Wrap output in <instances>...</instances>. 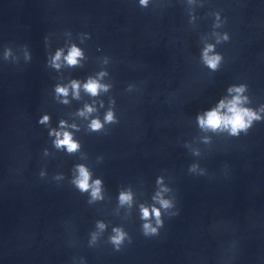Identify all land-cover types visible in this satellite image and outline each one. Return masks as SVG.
<instances>
[{"label": "clouds", "instance_id": "9594fccd", "mask_svg": "<svg viewBox=\"0 0 264 264\" xmlns=\"http://www.w3.org/2000/svg\"><path fill=\"white\" fill-rule=\"evenodd\" d=\"M148 0H140V4L142 6H147ZM224 39L227 40L228 37L225 34ZM219 42V41H218ZM214 46L208 45L203 52V59L207 66L213 70L217 69L221 56L220 55H209L210 52L213 51ZM11 55V51L6 50L5 59H7ZM81 56V51L73 46L65 59L70 65H74L77 63V58ZM61 58V52L57 51L56 55L52 58V63L55 67H59V64L56 62ZM73 88H78L79 85L76 82H73ZM85 89L90 92L92 95H96L99 88L102 86L99 85L94 80H89L87 84L84 85ZM247 89V85L234 86L229 89L230 92H235L237 95L227 104L223 101L220 103V108H227V114H221L219 110H212L206 114V118H200L199 122L202 127H206L212 130L217 129H227L232 136L238 137L241 133L247 134L249 129L253 126L254 122H258L264 120V116L261 113H264V105L261 106L259 110H254L252 108L242 107V101L247 100V97H242V93H244ZM58 93L67 95V89L58 87L56 89ZM87 111L91 112L92 109L88 108ZM83 114V113H81ZM48 117L45 116L41 123L46 122ZM106 122H115L114 116L111 111L108 112L105 117ZM91 128L93 130H99L102 128V124L98 120H93L91 123ZM58 139L56 144L58 147L66 146L69 152L75 151L78 145L72 141L70 133L64 132L63 139H60V133H56ZM190 171L195 170V166H192ZM79 176L74 180V184L81 192H86L91 190L92 198L99 199L101 197V181L99 179L90 183V173L84 166H78ZM120 202L125 203L131 200V196L125 193H121ZM156 199H158L159 204L162 209L165 210V213L168 214L169 217L177 215L178 212H168L169 209L173 208L174 205L172 201L168 199L162 198L159 194ZM141 219L144 221L142 224V232L145 236H155L159 234L160 228L164 225V219L162 218V212L160 209L156 207H152L151 209L147 207L141 206ZM154 219L155 224L152 223ZM100 228H104L103 224L99 225ZM115 233L113 236L109 238V242L113 245L116 251H119L124 244L125 240L130 242V237L128 233L123 231L121 228L113 229ZM96 240L95 235L92 237V243ZM90 243V246H92Z\"/></svg>", "mask_w": 264, "mask_h": 264}]
</instances>
